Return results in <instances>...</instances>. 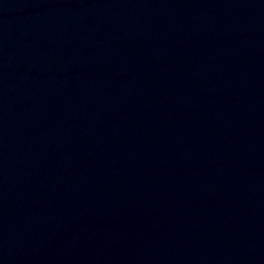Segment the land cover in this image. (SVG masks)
<instances>
[{
  "label": "water",
  "instance_id": "95a60500",
  "mask_svg": "<svg viewBox=\"0 0 264 264\" xmlns=\"http://www.w3.org/2000/svg\"><path fill=\"white\" fill-rule=\"evenodd\" d=\"M0 264H264V0H0Z\"/></svg>",
  "mask_w": 264,
  "mask_h": 264
}]
</instances>
